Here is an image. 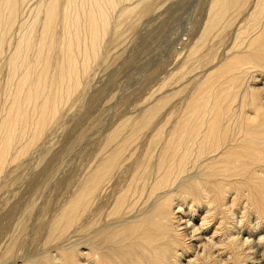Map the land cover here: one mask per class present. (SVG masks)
Returning <instances> with one entry per match:
<instances>
[{
	"label": "bare ground",
	"instance_id": "bare-ground-1",
	"mask_svg": "<svg viewBox=\"0 0 264 264\" xmlns=\"http://www.w3.org/2000/svg\"><path fill=\"white\" fill-rule=\"evenodd\" d=\"M146 1L0 0V55L7 45L8 67L19 74L9 80L15 95L0 121L1 168L12 142L25 135L29 106L38 113L35 139L52 120L57 94L47 90L49 73L79 85L77 40L97 51L109 26L119 30L112 16ZM194 43L179 69L199 70L180 88L186 111L183 105L175 116L171 106L172 121L151 122L156 130L141 151L136 144L159 115L157 103L138 124L112 125L86 181L49 220L42 246L16 257L10 234L0 264L9 254L6 264H264V0H209ZM72 229L87 240L71 241Z\"/></svg>",
	"mask_w": 264,
	"mask_h": 264
},
{
	"label": "rangeland",
	"instance_id": "rangeland-1",
	"mask_svg": "<svg viewBox=\"0 0 264 264\" xmlns=\"http://www.w3.org/2000/svg\"><path fill=\"white\" fill-rule=\"evenodd\" d=\"M145 3L138 9L137 7L132 10L125 9L112 16V24L114 23L119 30H114V25H111L112 28L109 26L108 33L103 34V38L100 37L99 48H95L97 51L90 49L85 38L81 39V37L77 40V46L78 44L79 47L81 46V54H77L78 86H75L74 79L62 83L57 80L55 74L49 73L48 89L44 90L45 94L47 90L57 94V106L55 113H51L52 120L46 128L47 131L45 130L36 139L33 126L35 127L38 113L29 106L31 116L27 123L30 126L27 123L22 125L25 135L21 139L15 138L11 151L9 150L7 154L8 161L4 162L2 168L0 167V171L2 169L0 172V252H3L2 249H7V245L10 247V234L15 237L13 250L16 257L24 252L32 254L34 249L42 246L40 243L45 241V231L48 229L49 220L57 215L61 207L71 201L86 181L87 170L90 169L97 153L95 150L100 149L102 139L106 137L112 125L118 124L119 120L138 124L146 117L150 118L153 115L148 109L157 103L156 106L161 107L159 115L153 116L149 126L140 133L141 138L137 141L136 146L141 151L147 144L146 140L149 139L150 134L155 132L156 123L158 124L155 127L162 124L164 120H170L173 111V115L177 116L178 110H183L181 109L183 105L186 111L187 103L185 100L182 101V97L187 93L180 88L187 85L189 78L190 81L195 80V77L198 79L199 70L191 72L190 75H184L183 70L179 71V69L187 61L189 50L201 33L209 0H148ZM82 30L80 27L79 31ZM18 31L16 29L10 35V40L13 38L12 44H15ZM9 49L6 45L3 56L0 55L1 122L7 115L10 101L15 95L14 89L17 82L15 79L19 77V74L12 76L11 67H8L10 66L7 61L10 57ZM187 66L190 70L189 62ZM11 77L16 81L15 83L13 79L9 82ZM51 82L52 86H50ZM12 84L13 87H11ZM190 87H192L191 84ZM167 90L169 92H166ZM64 93L66 95L68 93L66 96L68 98L64 96ZM8 94L13 96L11 95L10 98ZM63 96L64 99L61 98ZM163 114L167 118L165 116L163 118ZM86 215L85 211L81 225L87 227ZM85 226L82 227L83 230L86 229ZM70 233L71 241L81 238L83 242L84 237L87 240L86 235H75L74 229ZM14 255L12 257H15ZM6 258L10 259V254ZM7 260L3 263L6 264Z\"/></svg>",
	"mask_w": 264,
	"mask_h": 264
}]
</instances>
